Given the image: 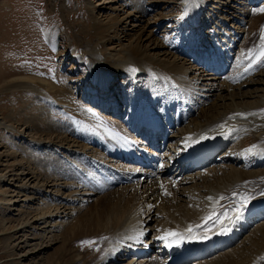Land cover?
<instances>
[{
	"label": "rangeland",
	"instance_id": "1",
	"mask_svg": "<svg viewBox=\"0 0 264 264\" xmlns=\"http://www.w3.org/2000/svg\"><path fill=\"white\" fill-rule=\"evenodd\" d=\"M129 1L0 0V264H56L58 259L62 257L68 263L71 260V255H68L70 251L78 250L81 247L83 252L79 256L81 258L83 254L90 255L97 245V241L86 238L65 241L67 236L64 237L65 235L63 236V232L59 229L63 230L66 218L71 219V211L69 210H73V213L76 214L78 208L83 205L86 206L84 208L87 210L102 196L110 194L113 190L98 191L95 189V185L92 186L93 184H89L92 188L87 191L82 188L78 190L74 186L65 189L61 188L62 186L60 188H58L59 186L52 187V182L44 177L46 173H53V169L43 167L42 163H45L46 159L51 158L52 161L56 155L57 158L55 159H58L55 160L57 162L56 168L59 162H61L62 167L66 163L69 167L72 166L71 168L75 172L84 175L91 174L106 180L105 175L101 177L103 175L102 170L100 171L89 164L92 161H96L95 163L98 164L103 162L106 166L113 167V170H118L117 172L130 173L129 179L122 180L119 184L122 185L121 187L130 186V189L135 185L133 179L137 173L141 172V167L136 165V161L134 162L133 159L131 161L129 159L123 160L120 156L126 153L125 147H127V151H131V148L144 150L151 147L149 145L150 139L143 129L139 128L140 131H137L133 128L132 122L129 124L130 117L135 118L156 113L171 124V115L168 113H171V109L176 106L175 103L178 100L181 101L182 98L185 99V102L187 99L188 102L191 101L195 107L192 117L190 116L188 121L178 128H167L154 143L156 144L155 155L160 160L156 166L164 168L169 166L167 159H177L182 156L180 152L184 151L186 137L192 136L200 128L199 122L206 124L205 121L199 119L200 116H207L209 120H212V125L218 127L222 122H219L217 118L223 114H228L231 110L242 112L243 110H250L255 105L264 107V60L258 69L253 70L252 67L253 73L244 77L245 70L253 61L258 60L260 49H264V40L261 39L262 30H264V11L261 9H264V0H206V3L197 13L195 22L196 24L199 21L197 27H188L189 23L187 22L189 21L186 20L184 14L189 9L186 10L187 2L184 0H141L137 6L138 10L132 9L134 4ZM195 8L197 7L195 6ZM142 9H144L145 14L141 16L138 12H141ZM118 16H120V20L125 19L124 25L121 27L124 28V36L120 33L118 35L96 33V23L99 22L107 28L113 24ZM79 31H82L83 35L87 37L81 38L78 35ZM254 31L256 32V39L250 42L249 55L244 56L241 49L247 44L248 33ZM156 44L162 45L163 49L157 52L156 47H153ZM87 47L89 49L85 50ZM135 47L138 48L143 57L147 56L151 60V63L146 62L141 70L133 64V60L129 56V52ZM216 50H219V53L224 54L223 57L228 59L225 64L227 68L224 69V72L221 70L218 73L217 69L210 70L207 68L209 65L205 64L209 62L211 57H213L210 59L211 63L214 62L212 61L215 57L213 53ZM200 52L202 53L200 54ZM90 55L99 65L95 69L100 73L109 67H121L127 60L126 64L132 67V78L137 79L131 80L129 83L127 76L119 74L114 77L111 85H108L105 90L109 97L105 96L104 93H98V88L94 87L95 85L84 83L86 75L93 70V67L89 65L91 63ZM239 59L241 64L238 62ZM221 60L223 59L220 57L216 58V64L222 63ZM196 61L197 63L202 62V65L205 66L204 70L206 71L198 66L200 72L203 71L210 75L214 73L213 75H216L217 80H211L209 77L212 76H199L201 74L195 70ZM172 65H177L180 70L176 71L171 78H167L163 72L164 68ZM196 75L199 78L197 82L191 80ZM236 76H241L239 81L240 85L243 83V86L237 89L235 86L232 89L228 88V80H233ZM185 80L189 81V84L183 87ZM134 81L137 89L131 91L133 90L132 84L134 87ZM179 81L183 82H181L182 90H178ZM22 82L34 84L36 88L31 86V89H27L25 88L26 84L23 85V88L12 87V84ZM194 82L197 89L195 84H192ZM113 83L115 84L113 85ZM50 84L55 87L58 93L68 89L70 96L67 95L63 98L62 95H56L53 97L47 88ZM105 86L107 85L105 84ZM32 89L36 90L32 91ZM113 91L115 93L111 94ZM186 92L191 93L193 99L189 97L190 94L186 98ZM156 94L158 96L154 99L150 98ZM157 100L160 102L154 105ZM45 101H47L48 106L45 105ZM201 101L203 102L202 105L196 108L197 102L200 103ZM50 103L56 110L54 115L59 121H54L51 118L46 120L53 121L50 125L54 128L57 126L55 131H62V136L68 140H74L69 141L67 145L66 142L58 144V139L53 136L49 138L36 131L34 126L36 118L32 114L37 108L52 109ZM112 109L113 113L111 112ZM131 110H136V112H131ZM209 110H216L219 115L211 116ZM75 111L88 112L92 118L98 121V124L90 125L80 122L74 115ZM102 119L104 121L111 119L117 126L110 127ZM229 121H236V119ZM240 121L244 122V119ZM259 122L261 123V121ZM139 126H142L141 122ZM209 126L206 125V128L208 129ZM77 127L79 128L77 129ZM96 129L106 136L105 138L104 135L99 134L100 140L95 141L104 143L101 148L92 139V135L98 136ZM69 132L76 136L70 137ZM77 134L81 137H78ZM84 136L91 137V142L85 141L87 138ZM109 137L110 141L108 140ZM250 137L252 136L250 135L249 139ZM53 140V143L47 144ZM106 144L112 145L113 149L116 146L117 151L115 149L114 151L118 158L112 160L114 156L107 155L103 161V158L97 153L98 148L105 152ZM230 145L220 147L216 156L207 166L184 174H202L204 171H212V169L214 170L213 160L217 163L224 161V164L227 165V161L233 159V157L228 156ZM118 147L123 151H119ZM248 150L249 148L243 149V151ZM222 151L226 152H224L226 161L225 157L220 155ZM247 162L254 166L256 174H260L259 179L264 180V164L256 166L253 158H249ZM231 163L229 162L228 166L231 165L233 169L240 170L243 167L241 164L233 163L232 165ZM174 169L172 167L168 170L170 175L163 178L176 184L179 183L180 176L172 175ZM34 172H40L44 179L42 176H37V179L29 180ZM64 173L65 171L62 170V174ZM53 183H60L61 185L63 181L58 180ZM247 183H251L250 186L256 184ZM153 185L155 182L152 181L150 186ZM150 186L147 185V187ZM187 186L189 185L179 186L177 194L168 197L169 201H173L170 205L172 209L183 204V197L188 194L186 189H190V187L186 188ZM41 187H43V192L39 193L38 190ZM119 188V186L114 187L115 192L120 193L125 190ZM117 189L118 191H116ZM133 189L136 188L133 187ZM89 190L92 191V195H90ZM242 191L246 190L243 189ZM131 192L132 190L128 194ZM84 193L87 194L83 195ZM94 193L96 194L94 195ZM261 194H264V190ZM136 198L138 201V197ZM240 200L245 199L240 198ZM149 201L151 205L149 207L143 205V211L149 208L154 211H150L149 216L142 224V227H148L142 237L146 240L147 248L145 253L143 252V258L138 257V260L150 261L160 257L163 262L168 259L167 254L159 253L160 249L157 247L159 245H155L153 240L158 235V227L161 226L162 219L167 216L159 202L155 203L153 199ZM140 203L141 201H139ZM57 204H60L61 207L66 204L67 209L63 207L64 209L56 212L53 209ZM137 206L138 204L133 210L135 209L138 214L133 212V223L128 227V230L134 227L135 232L132 231L130 234L135 235L136 238H141L137 235L141 230V228L137 229V224L140 220L143 221L147 213L142 216V219H139L142 212ZM156 213H159L158 217H154ZM240 213H244L243 209ZM247 214L245 213V215ZM219 215L221 216L222 212ZM150 218L148 225L147 221ZM257 218L249 230H253L264 222V212L261 217L258 215ZM248 234L249 231L229 248L239 246L238 244ZM126 242L129 243L130 241ZM131 243L133 242L131 241ZM138 243L140 244V242L134 241L135 245H139ZM100 253V258L89 263L102 264L103 254L101 251ZM216 254L218 255L219 252L215 253L214 256H217ZM214 256L211 254L212 259ZM120 258L127 260L125 262L118 261L117 264H126L132 257L122 254ZM206 259L211 260L210 255L191 260V263L204 262V260L207 261ZM133 260H137V257Z\"/></svg>",
	"mask_w": 264,
	"mask_h": 264
},
{
	"label": "bare ground",
	"instance_id": "2",
	"mask_svg": "<svg viewBox=\"0 0 264 264\" xmlns=\"http://www.w3.org/2000/svg\"><path fill=\"white\" fill-rule=\"evenodd\" d=\"M184 1L187 2L186 10L189 9L188 12L184 14L185 17L187 18L186 20L189 21L187 22L189 23L188 27H193V26L197 27L199 25V21L195 24L196 16H197V13L202 8V6L206 3L205 2L206 0H184ZM129 2H133L134 4L132 6V9L134 10L139 9L137 6H139L141 0H130ZM195 6L197 8H195ZM138 13H140L142 16L143 14H145L144 9H142L141 12H138ZM119 17L120 16L116 18V20L114 21L115 23L113 22V24H111L107 28L103 27L101 24H99V22L96 23V29H95L97 31L96 33H99V32L101 34L112 33L113 35H118L120 33V34H123L124 36V32H123L124 28H121V27L122 25H124L123 21L125 19L120 20ZM120 30L121 32H119ZM78 35H80L81 38L87 37L83 35L82 31L81 32L79 31ZM247 37H248L247 44H245L244 48L241 49L244 56L249 55V52L251 50L250 42H253V40L256 39V32L255 31L252 33L249 32ZM153 47L154 48L156 47L155 49L158 50L157 52L163 49V46L160 44H156ZM88 49L89 47H87L85 50H88ZM262 52H264V49H260L258 60L253 61V62L251 61L252 63L250 64L248 69L246 68L247 70H245L244 72V75H245L244 77H246V75L248 76L249 74L253 73L251 69L252 67H253V70H255L261 66L262 64L261 62L262 60H264V55H261ZM201 53L202 52H200V54ZM216 53H218L220 56L222 55L219 53V50H217L215 54ZM129 56H130V59L133 60V64L140 70L143 68L146 62L151 61L150 58H148L147 56L143 57L141 55V52H139L138 48L136 47L133 48L129 52ZM90 57H91L90 58L91 63H89V65L93 67V70H91L86 75V80L84 81V83L85 84L89 83L93 86L95 85L94 87L98 88L97 90L98 93H101V94L104 93L105 96L109 97V95L106 94L107 91L105 90L108 87V85L109 86L111 85L112 81L114 80V77L118 76L119 74H124L125 76H127L129 78L128 79L129 83L131 80L137 79L134 76H133L134 78H132V75H131L133 74L132 67L129 64H126L127 60L123 65H121V67L120 66L118 68L109 67L106 70H102L104 72L100 73V72H97L95 69L99 67V65L95 62V60H93L92 55H90ZM221 59L224 60L223 57ZM83 60H86V59H83ZM238 62H240L241 64L240 59L238 60ZM150 63H147V64H150ZM244 63L246 64V62ZM205 64L208 65V62ZM194 65H195V70H197L199 74H201L199 76H204V77L212 76V77H209L211 78V80H214V81L217 80L216 75H213L214 73L210 75V74L203 72L206 70H204L205 66L202 65V62L197 63L196 61V64ZM214 65H216V61L212 62V66ZM198 66L201 67L203 71L200 72V68ZM212 66L211 67L208 66L207 68L210 70H213V68L220 67V70L222 69V66H220L219 64H217V66H214V67ZM179 70L180 68L177 65H172L170 67L164 68L163 72L165 74V77L171 78L172 76L175 75L174 73L176 71L178 72ZM191 74H194V73L191 72ZM240 77L241 76H236V78H234L233 80H228L229 82L228 88L230 87L232 89L235 86V88L237 89L238 87L243 86V83L240 85V81H239ZM191 80H194L195 82H197V80L199 81V78L196 75L195 78H192ZM181 82L182 81H179L178 90H182V88L186 84H189V81L185 80L183 81L184 84L182 87ZM195 82L192 84H195ZM135 83L136 82L134 81V87L132 84L133 90L131 91H135V89H137V86H135L136 85ZM25 84L27 85L25 87L27 89H31L32 88L31 86H34V88H36V86L33 83H32L33 85H30V83H26V82L25 83L22 82L18 84L14 83L12 84V87L23 88V85L25 86ZM105 84L107 86H105ZM114 84L115 83H113V85ZM196 87L197 85L195 84V88ZM47 88H48L49 94H51L53 97H56V95H62L63 98H65L67 95L70 96V91L68 89H66L65 91L58 90L60 91L58 93L55 90V87L52 86L51 84L48 85ZM171 89L173 91V88ZM34 90L36 89H32V91ZM113 93L115 92L113 91L111 94ZM188 95L189 97H191V99H193L191 96V93L186 92L185 97L187 98ZM156 96L158 95L156 94V95L150 96V98L154 99ZM59 97H57V99H59ZM46 102L47 101H45V103ZM159 102L160 100L155 101L154 105L158 104ZM151 103H152V100H151ZM180 103L182 104V102L178 100V102L175 103L176 106L173 109H171V119H172L173 128H174V125H173L174 114L177 110H179L181 121L183 120V114L185 112H186V118H190V116L192 117V114L194 113L193 109H195V107H189L188 99H187V103H188L189 108H185L183 106L178 108L177 106ZM202 103H203L202 101L200 103L197 102L196 108H199V105H202ZM45 105L48 106L47 103ZM51 107L52 109L50 110L45 109L44 107L40 109L37 108L35 110V113L32 114V116L36 118L34 120V126L36 127V131H39L41 133L40 135H45L49 138L53 136L55 139H58L57 140L58 144L60 143L62 144L66 142L65 144L67 145L69 141H74V140L73 139L68 140V138H66L65 136H62V131L60 132L55 131L54 129H56L57 126H55L56 128H54L53 126L50 125L53 122L52 120H51L52 122H50L48 119L49 123H46L48 122L46 120L47 118H51L54 121L55 120L59 121V119L55 118V115H54L56 110L53 108V105H51ZM111 112L112 113L114 112L113 109ZM131 112H136V110L134 111L131 110ZM209 112L211 116L219 115L218 114L219 112H217L216 110H209ZM74 115L77 117V119L80 122H83L85 124H90V125L98 124V121L92 118L88 112L86 113V112H81V111H77V112L75 111ZM148 117L149 115L139 116L135 118L130 117L131 119H130L129 124H131L132 121L136 120L133 123V128L137 129L138 131L140 121L144 122L145 119ZM199 119H202L203 121H205L206 124L205 123L201 124V122H199L200 128L197 129V131L195 130L196 132L193 133L192 136L189 135L186 137V146L184 147V151L183 152L181 151L182 153L180 152V155L182 156L177 159L176 158L167 159V163L169 164V166L164 167V168H160L156 166L154 171L147 169V166L145 165L144 167L146 168L141 167L140 168L141 172L137 173L135 175V178L133 179V182H135V185L133 187H135L136 189H133V187L129 189L130 186L121 187L122 185L121 186L119 185L122 179H129L130 173L117 172L118 170L117 171H115V169L113 170L112 169L113 167L110 168V166H106V164H104L103 162L98 164V163H95L96 161L95 162L92 161L89 164L91 166L96 167L100 171L102 170L101 172L103 173V175L101 177L105 175L108 180L99 179V177L93 176L91 174L84 175V174L75 172L71 168L72 166L69 167V165L66 163H64L62 167L60 164L61 162H59V165L56 168L57 162L55 160H58V159H55L57 158L56 155H55V158L52 159V161H51V158H48L45 160V163H42L43 167H46V169H53L52 174L46 173V175L44 176L45 179H48L50 182H52L51 183L52 187L59 186L58 188H60L62 186L61 188L65 189V188L74 186L75 188H78V190L82 188L83 190L87 191L88 189L92 188L90 187L89 184L91 185L93 184L92 186L95 185L96 188L95 187L94 188L98 191L113 190L111 191L110 194H105L104 196H102L101 199L95 202V204L87 210L84 208L86 207L85 205L79 208L77 207L78 211L76 214L73 213L74 212L73 210H69L71 211V216H70L71 219L66 218L65 226L63 230L59 229V231L63 232V236L65 235L64 237L67 236L65 241L67 240L69 242V241H74L76 239L86 238L91 241H97L96 243L97 245L94 247L90 255L83 254L80 258L79 257L80 254L83 253L82 248L80 247L78 250L77 249L73 250L74 252L73 251L69 252L68 255H71L70 262L67 263L66 262L67 260H65V258L62 257L58 259L56 264H90L89 262L93 263L94 261H96L98 258L101 257L100 251L103 254L102 264L104 263L117 264L118 261L125 262L127 259L122 260V258H120L122 254H125L128 257L130 256L132 257L131 260L128 261L126 264H132V263H136V264H145V263L147 264H178L179 262L181 264H192L191 260L197 259L199 258V256L200 258H205V257H208L209 255H210L211 260L206 259L207 261L204 260V262H197L195 264H264V222L256 226L253 230H249V228L253 226L255 221H257L258 215L259 217H261V214H263L264 212V194H261L262 191L264 190V180L261 178L259 179L260 174H256V171L254 170V166H252V164L247 162L249 158H253L256 166L262 165V163L264 164V107H262L261 105H255V106H252L250 110H243L242 112L241 111L236 112L235 110H231L228 114H223L217 118L219 119V122H222L221 124H219L218 127H215L214 124L212 125L211 123L212 120H209L207 116H204V117L200 116ZM231 119L232 120L236 119V121H229ZM241 119H244V122H241L240 121ZM71 120L74 121L72 118ZM259 121H261V123ZM104 122L105 124L107 123L108 125H110V127L117 126L115 123L111 121V119H107ZM143 124L146 125V123H143ZM206 125H210L208 129L206 128ZM78 128L79 127H77V129ZM96 130H97L96 135L98 136L92 135V139L94 143H97L95 142L96 140L97 141L100 140L99 134H102L100 133V131H98V129ZM145 130L147 129L145 128ZM69 134H70L69 135L70 137H72V135H75L72 132H69ZM78 135L79 134H77V136ZM102 135L105 136L104 133ZM250 135L252 137H250L249 139ZM78 137H81V136L79 135ZM84 138H87L85 141L91 140L90 139L91 137L89 136H84ZM108 140L110 141V137ZM51 142L53 143L54 140L47 142V144ZM99 142L100 143H97V146L100 148L103 147L104 143L102 141H99ZM107 143H110V142H107ZM232 143L234 144L232 145ZM228 145H230V147H228L229 149L228 152L230 153L228 156L233 157V159L232 160L230 159L227 162L228 164L229 162H232L231 163L232 165L233 163H236L238 165L239 164L243 165V167L240 170L233 169L231 165L230 166H228V164L225 165L224 161L217 163V161L213 160L214 170L212 169V171L210 170L204 171L202 174H196V173L189 174V175L184 174L185 172H192L190 170L191 167H189L188 165L189 159L191 158L189 157V153L191 151H192L191 152L192 154H195L197 151L204 152L205 150H207L206 148L207 146H208V149H213V148H218V147L220 148L222 146H228ZM115 147L116 146H114V149ZM100 148H98L97 154L100 155L101 158H103V161L107 158L106 157L107 155L114 156L112 157V160L113 158H118V155L116 156L117 153L114 151L112 145L106 144L104 148L105 152H103L102 150H99ZM125 148L124 149L126 150V153L128 155H125L126 153H124L120 156V158L123 160L129 159V161L133 159L134 162L136 161L135 162L136 164L140 163V162H137V161H140V160H137V158H140L139 150L131 148L132 149L131 151H127V147ZM247 148L251 149V151L249 150L243 151V149H247ZM119 151H123V150L119 149ZM224 152L222 151L220 153L222 157L226 156L225 154L226 152L225 153ZM153 161L154 159L153 160L151 159L150 163H153ZM225 161H226V157H225ZM172 167L173 169L175 168L174 172H172V175L180 176V179L178 180L179 183L175 184L174 182L168 181L166 178H163V177H167L170 175V172L168 170L172 169ZM228 167L230 168L228 169ZM61 169L65 171L64 174H62ZM37 176H42V178L44 179L43 175L42 174L40 175V172L38 173L34 172L31 174L29 180H32V179L35 180L37 179ZM58 180L63 181V183L61 185L60 183L58 184L53 183L54 181H58ZM152 181L155 182V185L150 186ZM247 182H252L253 184L254 183L256 184L254 186H250L251 183H247ZM180 183L181 185H184V184L189 185L186 188L190 187V189L189 190L186 189L188 194H186V196L183 197L184 199L182 200V203L184 205L179 204L180 206H178V208L175 209L173 207L174 209H172L170 205L171 203H173V201L172 202L169 201L168 197L172 195L174 196V194L175 195L177 194L178 187L181 186ZM147 185H149L150 187H147ZM117 186L120 187L119 189H125V190L120 193L115 192L114 187H117ZM42 188L43 187H41V189L39 188L38 190L39 193L43 192ZM140 188H141V191H140ZM243 189H245L246 191H242ZM131 190L132 192L128 194V192H130ZM116 191H118V189ZM236 192H238L239 194H237ZM96 193H94V195ZM86 194L87 193H84L83 195H86ZM92 194H93L92 191H90V195ZM136 197H138V201ZM240 198L246 199L248 201V204H246V206L243 208L244 213H240V215L237 217L236 215L237 206L240 205L242 201H244V200H240ZM150 199H153L155 203L159 202V204H161V208L165 211V214L167 216L162 219L163 220L162 224L161 226L158 227V232H157L158 235L157 237L154 238L155 241L153 240V243L155 245H159L157 246L160 249L159 253L161 252L162 255L167 254L168 259L163 262L160 259V257L157 259H152L150 261L144 260V259L138 260L139 259L138 257H142L143 254L145 253L144 251L147 248L146 240H144L142 237L146 233V230L148 229V227L147 228H145L146 226L142 227V224L144 220L149 216L150 211L153 212L154 210H151L149 208L143 211V207H144L143 205H145L146 207H149L151 205V202L149 201ZM139 201H141L140 204H139ZM137 204H138L137 206L138 209L140 208L139 210L140 212H142V214L139 216V219H142V216L145 213H147L143 221L141 222L140 220L137 224V229L139 230L141 228V230L139 231L137 235L141 236V238L140 237L136 238L135 235L130 234L132 231H134V227L128 230V227H130L133 223V218H134L133 212L135 211V209L133 210V208ZM59 205L60 204H57L53 210L57 212L58 210H61L63 207L67 206L66 204H64L62 207ZM221 212H222V215L220 216L219 213ZM245 213H248V214L245 215ZM225 214L228 217L227 219L225 218ZM157 215H159V213L158 214L156 213L154 217H156ZM208 217H211V218L206 219ZM150 220L151 218L147 221V224L149 223ZM189 228L192 229L191 232L188 231ZM248 231H249V234L243 238L242 242L238 244L239 246H237L236 248L230 249L231 248L230 246L238 242V239L241 238ZM167 233H176L177 235L169 236L167 240L160 239V237L165 236ZM63 236L62 238H64ZM126 241H130V242L128 243ZM131 241L133 243H131ZM134 241L135 242L138 241L140 242V244L138 243L139 245H135ZM67 244L68 243H66V245ZM220 251H222V253H220ZM218 252L219 254L218 255L216 254L217 256H214L215 253H218ZM211 254L214 256L213 259L211 258ZM190 255H195V256L192 259L184 260V258ZM135 257H137L138 261L133 260Z\"/></svg>",
	"mask_w": 264,
	"mask_h": 264
},
{
	"label": "snow or ice",
	"instance_id": "3",
	"mask_svg": "<svg viewBox=\"0 0 264 264\" xmlns=\"http://www.w3.org/2000/svg\"><path fill=\"white\" fill-rule=\"evenodd\" d=\"M261 11H264V9H261ZM261 39L264 40V30H262ZM261 55H264V52H262ZM249 151H251V149H249ZM165 194H167V193H165ZM246 204H247V200L245 199L244 201H242V203L240 205L237 206V209H236V215H237V217L240 215V212L246 206ZM210 218L211 217H208L206 219H210ZM225 218L226 219L228 218L226 214H225ZM188 231L191 232L192 229L189 228ZM176 235H177L176 233H167L165 236L160 237V239L167 240L169 236H176ZM85 243H89L90 244L92 242H85Z\"/></svg>",
	"mask_w": 264,
	"mask_h": 264
}]
</instances>
